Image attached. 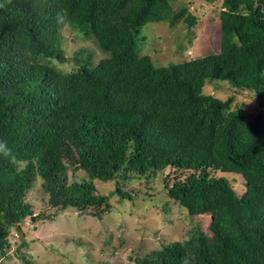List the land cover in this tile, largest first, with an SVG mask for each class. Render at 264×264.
I'll use <instances>...</instances> for the list:
<instances>
[{"label": "trees", "instance_id": "1", "mask_svg": "<svg viewBox=\"0 0 264 264\" xmlns=\"http://www.w3.org/2000/svg\"><path fill=\"white\" fill-rule=\"evenodd\" d=\"M204 1H221L219 52L157 67L138 52L140 32L181 20L190 29L186 8L173 12L167 0H0L1 256L10 234L31 223L25 197L36 178L52 210L42 219L75 210L102 220L112 197L137 198L126 182L166 171L167 198L208 215L212 236L186 248L172 243L147 264H264V0ZM64 26L105 58L93 64L80 51L60 71L54 63L69 62ZM209 80L251 93L257 114L246 119L231 99L204 94ZM77 172L85 177L76 181ZM228 176L243 178L241 193ZM97 181L114 182V191L101 193Z\"/></svg>", "mask_w": 264, "mask_h": 264}, {"label": "rangeland", "instance_id": "2", "mask_svg": "<svg viewBox=\"0 0 264 264\" xmlns=\"http://www.w3.org/2000/svg\"><path fill=\"white\" fill-rule=\"evenodd\" d=\"M167 2L173 12L186 8L184 17L192 15L194 26L188 29L183 20L173 27L167 23L146 24L140 32L143 39L137 42L139 54L149 56L157 67L182 63L208 53L217 54L221 1ZM61 36L69 62L54 65L64 73L73 68L71 59L80 51L90 55L93 64L106 56L91 38L68 26L62 27ZM213 81L216 83H211ZM213 81L206 82L204 94L223 101L231 99V108L240 111L246 119L257 114V104L251 93L234 90L226 82ZM165 173H159L150 180L141 178L126 182L125 190L136 194L137 198L132 203H124L112 197V211L102 220L90 212L75 210H66L53 220L42 219L52 210L47 206L48 196L42 189V181L36 178L25 201L31 206L33 217L41 216L42 220L26 221L19 231L14 230L10 234L9 248L4 256L0 255V264H22V256L29 264H147L159 260L164 248L172 243L186 248L198 237L210 239L208 215L182 209L167 198L162 182ZM73 176L76 181L85 177L82 172ZM228 179L238 193L243 191V178L228 176ZM94 184L104 194L115 189L114 182L101 184L97 181Z\"/></svg>", "mask_w": 264, "mask_h": 264}, {"label": "water", "instance_id": "3", "mask_svg": "<svg viewBox=\"0 0 264 264\" xmlns=\"http://www.w3.org/2000/svg\"><path fill=\"white\" fill-rule=\"evenodd\" d=\"M31 221H33V217H31Z\"/></svg>", "mask_w": 264, "mask_h": 264}]
</instances>
